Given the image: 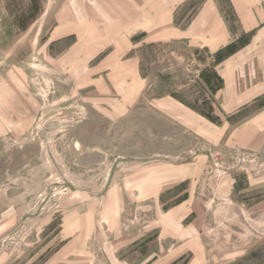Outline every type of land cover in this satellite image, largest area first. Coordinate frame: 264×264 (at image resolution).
<instances>
[{
    "label": "rangeland",
    "instance_id": "1",
    "mask_svg": "<svg viewBox=\"0 0 264 264\" xmlns=\"http://www.w3.org/2000/svg\"><path fill=\"white\" fill-rule=\"evenodd\" d=\"M213 2L190 42L109 0H0V264H264V32Z\"/></svg>",
    "mask_w": 264,
    "mask_h": 264
},
{
    "label": "crops",
    "instance_id": "2",
    "mask_svg": "<svg viewBox=\"0 0 264 264\" xmlns=\"http://www.w3.org/2000/svg\"><path fill=\"white\" fill-rule=\"evenodd\" d=\"M109 1L115 2V16L118 18V20H120L121 18V24L126 26V28L124 29V32H126V34L141 32L146 34L147 38H150L153 41L158 39H187L191 42L195 35L197 37L205 32V27H215L220 24L221 20V12L217 8L213 0H205V2L203 1V4L199 8V10L196 11V14L193 16L189 25L178 30L175 29L176 16L178 15L179 9L190 0ZM229 2L235 15L238 18L242 33L246 34L253 31H257L258 33L264 32V0H229ZM109 14L113 15V12H110ZM101 15L102 14H100V16ZM223 26H225V29L220 28ZM223 26L217 28V33H230V28L227 29V26L225 24H223ZM173 27L174 33L171 34ZM58 28L59 25H57L55 29L52 30V34H54ZM159 33L164 35L162 37L158 36ZM154 34L157 35L154 36ZM235 41L236 40H234L233 42L235 43ZM233 42L229 41L228 45ZM222 47H224L223 44H210V48L221 49ZM181 207L182 206H180L179 209H182ZM174 211V213L171 212L173 214H170L171 216L169 218L166 217L165 220L171 221V224H174L175 227L178 226V228H180L179 232L181 234V239L179 240V242H181L180 244H182V242L187 241V239L182 237V235H186L187 233V229L183 227L185 218L182 217V214L186 212L184 208L183 210ZM164 236L166 237L165 239H171L169 235L163 232L161 238ZM191 238L193 239V237Z\"/></svg>",
    "mask_w": 264,
    "mask_h": 264
}]
</instances>
